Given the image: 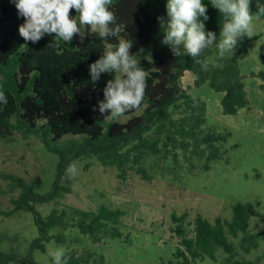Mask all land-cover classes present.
Here are the masks:
<instances>
[{"label": "trees", "instance_id": "trees-1", "mask_svg": "<svg viewBox=\"0 0 264 264\" xmlns=\"http://www.w3.org/2000/svg\"><path fill=\"white\" fill-rule=\"evenodd\" d=\"M202 2L209 16L205 21L206 30L219 37L223 18L210 0ZM258 2L264 3V0H252L253 13ZM166 3L167 0H113L110 6L116 22L123 26L120 38L132 42L130 52L147 73L141 105L125 112L130 115L127 120L119 121L99 115L98 104L104 99L103 89L113 78L112 74L101 73L100 79L93 83L89 72V65L100 58L108 44H116L118 40L100 38L98 33L85 27L82 38L77 34L70 43L54 34H45L36 43L25 42L18 31L24 18L18 15L12 0H0V87L8 97L6 105L0 104V137L9 138L16 131L25 138L36 135L58 156L56 178L46 193L38 192L34 182L23 175L4 174L12 182V188L19 189L18 195L11 198L12 207L7 215L22 210L32 212L38 234L24 255L14 248L0 249V264L10 261L40 264L34 251L46 252L49 242L70 245L81 241L80 237L71 236L73 228L94 242L123 236L125 210L120 207L54 206L47 215L40 213L38 204L58 203L63 194L72 191L62 183L70 163L93 158L103 166L117 167L121 179H126L129 171L134 170L150 180L146 166L150 156L178 161L180 149L192 165L194 160H203L205 169L225 157V143L231 130L208 123L207 102L184 88L182 75L186 70L192 71L197 85L207 82L222 93L224 113H238L249 103L239 60L249 54L250 41L264 36V30L247 37L236 54L225 56L205 71L189 55L174 56L170 46L162 43L157 18L167 20ZM70 15L75 17L76 10L71 9ZM259 74L264 78V70ZM252 213L253 204L241 201L234 203L231 219L216 216L213 221L197 213L191 236L184 224L188 215L174 217L179 222L174 227L179 237L178 247L173 258L156 264H195L206 257L215 259L219 249L226 254L222 264H264L260 257L249 260L242 255L260 245L259 233L250 227ZM230 236L239 238L238 243ZM93 256V251L72 249L65 258L68 264H90Z\"/></svg>", "mask_w": 264, "mask_h": 264}, {"label": "rangeland", "instance_id": "rangeland-1", "mask_svg": "<svg viewBox=\"0 0 264 264\" xmlns=\"http://www.w3.org/2000/svg\"><path fill=\"white\" fill-rule=\"evenodd\" d=\"M263 30L264 19L254 18V35ZM247 37L239 38L233 53L225 56L236 54ZM204 54L214 55L215 49L206 50ZM239 64L249 103L236 114L223 112L222 93L209 83L197 85L190 70L182 75L184 88L207 102L208 123L231 130L232 134L225 143V157L213 161L211 167L205 169L203 160H194L192 165L180 149L178 161L171 157L164 160L150 156L146 161L150 180L134 170L129 171L126 179H121L117 167L103 166L93 158L76 161L78 174L74 177L65 174L62 179L72 191L63 194L58 203L38 204L40 213L47 215L54 206L96 209L100 204H107L120 207L125 210L121 226L123 236L94 242L90 236L73 228L71 236H78L81 241L70 245L49 242L46 252L34 251L40 264H51L48 253L58 246L66 250V255L72 249L93 251L90 264L167 262L174 257L179 243L174 229L179 222L174 221V217L188 215L184 224L191 236L197 213L213 221L216 216L231 219L233 205L238 201L253 204L250 227L260 235L259 247L242 255L249 260L260 257L264 261V78L259 74L264 70V36L250 41L249 54L240 59ZM99 115L107 120L112 118L104 113ZM129 117L123 114L116 119L125 121ZM57 164L58 156L50 152L36 135L25 138L16 131L9 138L0 137V249L9 251L14 248L24 255L38 234L32 212L22 210L7 215L12 207L11 198L18 195L19 189L12 188V182L4 174L23 175L34 182L38 192L46 193L56 178ZM230 238L236 243L239 241V238ZM225 255L219 249L215 259L206 257L195 264H222ZM7 264L18 263L10 261Z\"/></svg>", "mask_w": 264, "mask_h": 264}, {"label": "clouds", "instance_id": "clouds-1", "mask_svg": "<svg viewBox=\"0 0 264 264\" xmlns=\"http://www.w3.org/2000/svg\"><path fill=\"white\" fill-rule=\"evenodd\" d=\"M18 15L24 18L19 25V35L25 42H38L45 34L70 43L77 34L82 38V30L87 27L100 38H116L118 43L108 44L99 59L89 65L91 81L100 79L101 73L112 74L103 89L104 99L99 101L101 114L109 112L113 119L141 105L147 87V73L140 66L139 59L130 52L132 42L120 38L123 26L110 6L113 0H12ZM211 5L222 16L219 37L206 30L209 19L207 6L202 0H167V20L158 17L163 30L162 43L170 46L174 56L185 54L193 58L202 70L216 66V60L232 54L238 39L252 37L253 20L264 16V3H257L252 11V0H210ZM77 15L72 17L70 10ZM203 17V19H201ZM26 46V44H25ZM182 46V50H181ZM215 49L214 55L204 57L206 50ZM203 57V58H202ZM8 97L0 87V104L6 105ZM195 103V98H194ZM108 115V116H109ZM69 177L78 174L75 163L65 169ZM52 264H68L66 250L58 246L49 251Z\"/></svg>", "mask_w": 264, "mask_h": 264}]
</instances>
